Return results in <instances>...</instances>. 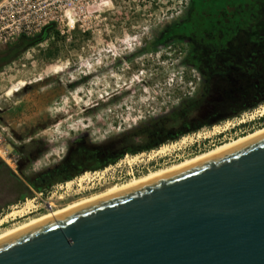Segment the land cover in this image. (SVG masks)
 Segmentation results:
<instances>
[{
    "label": "rangeland",
    "instance_id": "374dc122",
    "mask_svg": "<svg viewBox=\"0 0 264 264\" xmlns=\"http://www.w3.org/2000/svg\"><path fill=\"white\" fill-rule=\"evenodd\" d=\"M194 7L191 0H0V31L9 34L0 39V51L19 37L13 23L19 18L26 35L49 22L59 33L0 66V127L18 156L16 172L0 159V220L16 212L0 232L46 213L28 215L43 203L39 198L61 202L57 210L264 127V101L244 110L235 102L218 106L224 95L212 90L217 85L207 82L198 52L181 31ZM22 80L26 85L7 96ZM213 105L219 123L202 117ZM192 127L166 139L171 129ZM104 144L136 151L69 185L58 183L50 199L32 192L34 174L67 155L98 161L104 150L97 146ZM85 173L90 176L79 185Z\"/></svg>",
    "mask_w": 264,
    "mask_h": 264
},
{
    "label": "water",
    "instance_id": "95a60500",
    "mask_svg": "<svg viewBox=\"0 0 264 264\" xmlns=\"http://www.w3.org/2000/svg\"><path fill=\"white\" fill-rule=\"evenodd\" d=\"M0 264H264V133L11 232Z\"/></svg>",
    "mask_w": 264,
    "mask_h": 264
},
{
    "label": "flooded vegetation",
    "instance_id": "af4514ba",
    "mask_svg": "<svg viewBox=\"0 0 264 264\" xmlns=\"http://www.w3.org/2000/svg\"><path fill=\"white\" fill-rule=\"evenodd\" d=\"M193 2L195 9L181 27V31L186 32L189 42L198 52L197 56H200L204 64L201 67L202 74L207 82L211 81L213 85H217L215 88L213 86L212 90L217 95H224L218 96L221 101L218 106L230 108V102H235L239 110H244L264 101V0H191V4ZM202 62L198 65L201 66ZM227 95L230 97H226ZM225 100L229 103L223 104ZM216 108L215 105L207 107L202 117L207 116L211 123H219L220 119L211 113ZM202 121L203 119L198 124H202ZM194 128L175 132L171 129L166 133V139L174 140L181 133L195 130ZM160 141L159 138L157 142ZM109 150L114 157L108 158L109 153L103 158L99 157L100 162L86 159L71 162V155H67L64 162L34 174L31 182L34 188L32 192L38 191L39 195L44 194L46 199H50L51 188L58 186V183H61L62 187V182L67 184L83 172L114 162L124 151H136L127 150L126 146H121L115 151L110 148ZM34 184H38L40 190H37ZM39 199L43 203L28 211V215L46 210L45 200ZM61 204L59 202L52 205L49 211H55L54 207ZM13 219L15 217L11 218Z\"/></svg>",
    "mask_w": 264,
    "mask_h": 264
},
{
    "label": "bare ground",
    "instance_id": "6f19581e",
    "mask_svg": "<svg viewBox=\"0 0 264 264\" xmlns=\"http://www.w3.org/2000/svg\"><path fill=\"white\" fill-rule=\"evenodd\" d=\"M25 85H26V83H25L23 80L17 82L15 85L11 86V87L7 90L6 95H7V96H13V95L15 94V92H17V91L20 89V87H23V86H25ZM262 114H264V106L262 107V110H261V115H262ZM262 133H264V127L259 128V129H256V130H254L253 132H250V133H248V134H246V135H243V136L237 137L236 139H233V140H231V141H228V142H224V143H222V144H219V145L215 146V147L212 148V149H209V150H207V151L201 152V153H199V154H197V155H195V156H193V157H191V158H187V159H185V160H183V161H180V162H178V163H174V164H171V165H169V166H166V167H163V168H158V169H156V170H154V171H150V172H148V173L145 174V175H142V176L137 177V178H133V179H131V180H129V181L123 183V184H119V185L116 184V185H113V186L107 188L106 190H104V191L101 192V193H97V194H94V195H92V196H90V197H88V198H85V199H82V200H79V201L73 202V203H71V204L66 205V206L63 207V208L57 209V210H55V211H48V212L46 211V213H44V214H42V215H40V216H38V217L32 218V219H30V220L27 221V222H24V223H22V224H19V225H17V226L11 227V228H6V229H4L2 232H0V238L3 237V236H5V235H7V234H9V233H11V232H14V231L18 230V229H20V228H22V227H24V226H27V225H29V224H31V223L37 221V220H40V219L46 218V217H48V216H50V215H52V214H55V213H58V212L64 211V210H66V209H68V208H70V207H72V206H74V205H76V204L83 203V202H87V201L92 200V199H94V198H97V197L103 196V195H105V194H107V193H110V192H113V191H116V190H119V189H122V188L128 187V186H130V185H133V184H136V183H139V182L145 181V180H147V179H149V178L157 177V176H160V175L165 174V173H167V172H171V171H174V170H176V169L182 168V167H184V166H186V165L191 164V163L194 162V161L204 159V158H206V157H208V156H210V155H212V154H215V153H217V152H220V151H222V150H225V149H227V148H229V147H231V146H233V145H236V144H238V143H241V142H243V141H246V140H248V139H250V138H252V137H255V136H257V135H260V134H262ZM167 147H168V146H167ZM167 147H166V146L161 147L160 149H158L157 153H161V152L165 151V150L167 149ZM94 174L98 176V173H93L92 175H94ZM88 176H90V175H88V173H85L84 175L80 176V177L78 178V184L81 183L82 181H84L85 179H87ZM96 178H97V177H96ZM75 183H77V181H76ZM69 184H71V182H68V185H69ZM68 185H67V186H68ZM79 185H80V184H79ZM65 186H66V185H65ZM67 188H68V187H67ZM59 197H61V195H60ZM61 198H62V197H61ZM59 199H60V198H59ZM22 211H23V210H22ZM14 213H16V212H12V213H10L9 215H7L5 218H3V219L0 221V225H2V224L7 220V217H10V216L13 217V216H14ZM16 216H17V215H16ZM14 217H15V216H14ZM17 217H18V216H17ZM8 220H9V219H8Z\"/></svg>",
    "mask_w": 264,
    "mask_h": 264
},
{
    "label": "trees",
    "instance_id": "16d2710c",
    "mask_svg": "<svg viewBox=\"0 0 264 264\" xmlns=\"http://www.w3.org/2000/svg\"><path fill=\"white\" fill-rule=\"evenodd\" d=\"M55 24H56L55 22H49L48 24L41 27L38 32L31 34V35L20 34L19 37L17 38V40H15V42H13L11 45H9L5 50L0 51V66L12 61L17 55H19L20 53L25 51L27 48H30V47L37 45L38 43L42 42L43 40L51 37L52 34H54V36L57 38L59 33L56 30ZM107 147L108 146H106L105 144L97 146V150H99V149L104 150L103 152L101 150L98 151L99 157H101V155L107 156L110 153L111 150H109V148H107ZM81 149H82V151H86L83 148H81ZM86 153H84V154H86ZM64 160L65 159H63L61 162H64ZM69 160L71 162H75V157L71 158V156H70ZM34 185H35V188L37 190H40V187L38 186V184H34ZM21 186H22V184H21V182H19V190H20ZM23 197H24V194L21 193L19 196V199H21Z\"/></svg>",
    "mask_w": 264,
    "mask_h": 264
},
{
    "label": "built area",
    "instance_id": "2783aa9c",
    "mask_svg": "<svg viewBox=\"0 0 264 264\" xmlns=\"http://www.w3.org/2000/svg\"><path fill=\"white\" fill-rule=\"evenodd\" d=\"M10 7L12 8L13 6H10ZM13 23H17V26H16L17 35L19 36L20 34H24L23 32H21L20 18L13 21ZM1 30L2 32L0 31V39L3 41H6L9 38V34H7L8 32L6 33L4 28H1ZM27 35H31V34H27ZM0 159L13 172H16L18 156L15 154L12 144L9 142L7 135L4 133L3 127H0ZM44 205H45L44 208L46 209L45 211H49L53 203L45 201Z\"/></svg>",
    "mask_w": 264,
    "mask_h": 264
}]
</instances>
